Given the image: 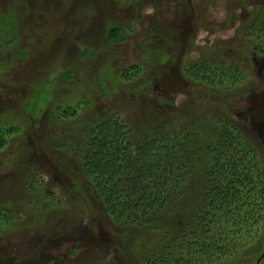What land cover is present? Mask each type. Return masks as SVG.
I'll use <instances>...</instances> for the list:
<instances>
[{"label":"rangeland","instance_id":"obj_1","mask_svg":"<svg viewBox=\"0 0 264 264\" xmlns=\"http://www.w3.org/2000/svg\"><path fill=\"white\" fill-rule=\"evenodd\" d=\"M263 5L264 0H0V125L14 121L19 128L0 150V209L8 213L0 227V264H156L159 258L172 264L171 257L194 264H257L264 253V195L256 201L250 231L228 234L229 241L217 244H225V252L216 248L208 260L184 251L192 239L186 223L197 191L193 177L181 185L189 190L186 201L182 196L170 212L158 213L161 221L155 220L152 231L143 226L153 223L115 224L92 196L73 149L82 128L112 113L126 121L130 142L151 125L157 128V118L171 119L172 138L196 123H219L243 134L264 178V62L243 59L254 52L241 29ZM111 23L129 29L123 43L107 42ZM154 51L161 61L157 53L151 57ZM199 60H226L240 66L244 78L227 91H212L184 77V69ZM136 63L143 74L131 90L117 72ZM68 69L70 78L46 85ZM45 85L47 101L29 110L33 91ZM55 104L77 105L76 116L50 121ZM189 150L182 156L191 162L205 155Z\"/></svg>","mask_w":264,"mask_h":264},{"label":"trees","instance_id":"obj_2","mask_svg":"<svg viewBox=\"0 0 264 264\" xmlns=\"http://www.w3.org/2000/svg\"><path fill=\"white\" fill-rule=\"evenodd\" d=\"M241 29L246 47L254 52L246 54L243 59L249 62L260 59L264 62V5L252 10ZM106 31L107 42L116 45L126 40L129 29L120 23H111ZM156 53V60L161 61L163 56L157 51L151 57ZM19 54L25 56L24 52ZM1 58L6 59L3 55ZM0 67H3L2 61ZM142 74L143 67L136 63L122 68L117 72V77L120 83L130 84L129 89L132 90L136 88L134 84ZM244 75L240 66L226 60L200 61L184 69L185 78L200 82L216 92L237 86ZM70 77L71 70H64L53 77V81L47 79L46 85L51 82V87H54V82ZM46 85L33 91L34 95L28 101L29 110L34 109L39 102L47 101L49 92L45 90ZM100 86L103 87V83ZM113 88L110 86V90ZM76 106L55 104L48 113V119H58V115L75 117ZM170 120L168 117L165 121L157 118V128L151 125L145 133L139 132L142 133L140 139L130 142L126 121L112 113L82 128L74 142L73 151L80 159L79 170L88 181L92 196L100 202L104 213L115 224L129 222L143 226L153 223L149 228L143 226V229L152 231L156 228L155 220L161 221V214L158 213L170 212L175 203H180L182 196H187L189 190L181 191V185L193 177L192 184L197 185V191L189 202L186 234L196 240L189 239L184 251L199 257L206 256L210 260L209 253L216 248L225 252V244L220 247L217 244L229 241V235L236 237L248 232V223L254 219L256 201L264 195V178L256 173L259 163L255 160V154L251 153L250 143L235 127L223 124L220 127L219 123L208 126L196 123L190 131L184 127L174 133L172 138L167 133L171 128ZM2 124L0 150L8 144L7 139L19 131L18 122ZM193 145H196V149L189 150ZM186 150L193 156L198 150L202 151L201 155H205L200 157V161L191 162L182 156ZM246 205L249 209L245 212ZM164 209L168 210L161 212ZM6 214L0 209V227L2 223L6 224ZM217 236L224 238L217 239ZM183 243L181 240L180 244ZM171 258L172 264H194L185 257ZM158 261L156 264L166 263L163 258Z\"/></svg>","mask_w":264,"mask_h":264},{"label":"flooded vegetation","instance_id":"obj_3","mask_svg":"<svg viewBox=\"0 0 264 264\" xmlns=\"http://www.w3.org/2000/svg\"><path fill=\"white\" fill-rule=\"evenodd\" d=\"M260 123H261V122H258V124H260ZM262 258H264V253H262V254L259 256L258 261H257V264H258V262H259Z\"/></svg>","mask_w":264,"mask_h":264}]
</instances>
